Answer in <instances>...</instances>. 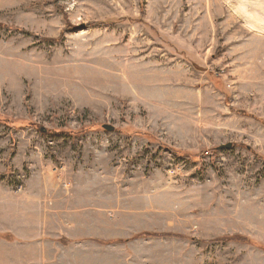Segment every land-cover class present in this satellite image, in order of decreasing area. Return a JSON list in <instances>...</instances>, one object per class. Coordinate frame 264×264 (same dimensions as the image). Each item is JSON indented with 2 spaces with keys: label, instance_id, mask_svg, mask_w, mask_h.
<instances>
[{
  "label": "rangeland",
  "instance_id": "1",
  "mask_svg": "<svg viewBox=\"0 0 264 264\" xmlns=\"http://www.w3.org/2000/svg\"><path fill=\"white\" fill-rule=\"evenodd\" d=\"M1 233L0 264H264V0H0Z\"/></svg>",
  "mask_w": 264,
  "mask_h": 264
},
{
  "label": "water",
  "instance_id": "2",
  "mask_svg": "<svg viewBox=\"0 0 264 264\" xmlns=\"http://www.w3.org/2000/svg\"><path fill=\"white\" fill-rule=\"evenodd\" d=\"M104 127L108 130H114V126L113 125H110V124H105ZM232 147V143H229V144H226V145H222L220 147V149L222 148H231Z\"/></svg>",
  "mask_w": 264,
  "mask_h": 264
},
{
  "label": "trees",
  "instance_id": "3",
  "mask_svg": "<svg viewBox=\"0 0 264 264\" xmlns=\"http://www.w3.org/2000/svg\"><path fill=\"white\" fill-rule=\"evenodd\" d=\"M0 237L7 238V235H6V234H3V233H1V234H0Z\"/></svg>",
  "mask_w": 264,
  "mask_h": 264
}]
</instances>
